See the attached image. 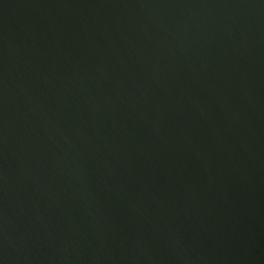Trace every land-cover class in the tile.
Masks as SVG:
<instances>
[{
    "label": "water",
    "instance_id": "95a60500",
    "mask_svg": "<svg viewBox=\"0 0 264 264\" xmlns=\"http://www.w3.org/2000/svg\"><path fill=\"white\" fill-rule=\"evenodd\" d=\"M0 264H264V0H0Z\"/></svg>",
    "mask_w": 264,
    "mask_h": 264
}]
</instances>
